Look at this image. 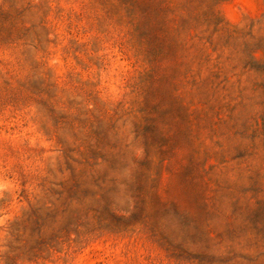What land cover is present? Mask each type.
Instances as JSON below:
<instances>
[{
  "label": "rangeland",
  "instance_id": "374dc122",
  "mask_svg": "<svg viewBox=\"0 0 264 264\" xmlns=\"http://www.w3.org/2000/svg\"><path fill=\"white\" fill-rule=\"evenodd\" d=\"M0 264H264V0H0Z\"/></svg>",
  "mask_w": 264,
  "mask_h": 264
}]
</instances>
